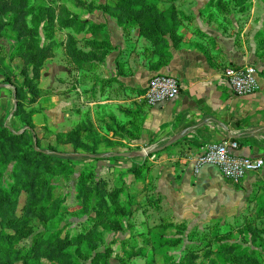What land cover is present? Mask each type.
<instances>
[{"label": "rangeland", "instance_id": "1", "mask_svg": "<svg viewBox=\"0 0 264 264\" xmlns=\"http://www.w3.org/2000/svg\"><path fill=\"white\" fill-rule=\"evenodd\" d=\"M202 3L222 25L251 14L264 76V0H0V89L13 100L0 116V230L11 248L0 264H264V184L242 194L212 166L160 182L171 169L155 173L160 153L134 145L136 115L92 110L82 83L43 81L58 25L76 11L109 5L122 25L157 38L167 20L189 26ZM118 153L132 157L122 168L110 160Z\"/></svg>", "mask_w": 264, "mask_h": 264}, {"label": "crops", "instance_id": "2", "mask_svg": "<svg viewBox=\"0 0 264 264\" xmlns=\"http://www.w3.org/2000/svg\"><path fill=\"white\" fill-rule=\"evenodd\" d=\"M208 7L207 3L194 5L189 26H175L173 34L157 38L138 27L122 25L109 5V11L102 5L86 8L85 13L76 11V20L58 25L57 63L48 65L46 78L41 79L58 90L70 79L74 87L87 86L85 95L92 110L126 108V113L139 119L135 136H128L137 148L147 145V153L172 143L156 152L160 156L153 162L155 173L163 167L171 169L162 172L160 182L176 173L183 181L194 172L201 177L211 165L195 170V161L213 143L235 141L236 155L264 159L263 63L257 54L256 31L250 29L253 17L250 14L246 22L239 23L241 27L236 22L222 25L207 18ZM77 20L88 24L78 27ZM244 66L256 68L258 89L251 95L235 96L223 72L227 67ZM155 75L177 79L179 95L160 105L147 104L143 94ZM5 89H0V116L13 104ZM123 161L128 159L118 161L119 168ZM129 161L132 165L136 160ZM261 184L264 167L237 183L242 194L254 192Z\"/></svg>", "mask_w": 264, "mask_h": 264}, {"label": "built area", "instance_id": "3", "mask_svg": "<svg viewBox=\"0 0 264 264\" xmlns=\"http://www.w3.org/2000/svg\"><path fill=\"white\" fill-rule=\"evenodd\" d=\"M223 77L235 96L251 95L258 89L257 70L253 66L227 67ZM180 93V84L170 75H155L148 81L144 100L149 105H160L176 98ZM235 141L213 143L206 147L194 164L198 170L205 165L215 166L222 178L232 184L239 183L247 175L257 173L264 167V159L238 156Z\"/></svg>", "mask_w": 264, "mask_h": 264}, {"label": "trees", "instance_id": "4", "mask_svg": "<svg viewBox=\"0 0 264 264\" xmlns=\"http://www.w3.org/2000/svg\"><path fill=\"white\" fill-rule=\"evenodd\" d=\"M121 7H123L122 5H120ZM102 8H103V10L104 11H106V10H108V8H107V5H106V7H104V6H102ZM109 11V10H108ZM110 11H112L113 12V10H110ZM117 12V11H116ZM113 14H116L115 13V11H114V13ZM116 15H118V14H116ZM74 19L73 20H75V17L74 16H72ZM118 18H119V20H121L122 18H120L119 17V15H118ZM72 20V21H73ZM71 21V20H70ZM70 21H68V22H70ZM78 21V20H77ZM152 23H156L155 21H153ZM65 24H67V22L65 23ZM88 23L87 22H80V21H78V25H80V27H82V26H86ZM157 24V23H156ZM158 25V24H157ZM154 26V28L156 29L158 26ZM165 27H166V32L168 33V34H173V32H175V25H174V23H172L170 20H167L166 22H165ZM155 29H153L152 31H154ZM169 32H168V31ZM151 31V32H152ZM151 34H154V32H152ZM42 52V58L37 62V64H35L34 63V66H33V70H35V67H39L40 66V64H41V62H42V60H43V58H44V55H43V51H41ZM33 73L35 74V71H33ZM28 77H27V75H23V79H24V87L25 88H27V90H28V88L30 89V86L32 85V83L30 82V85H28V79H27ZM30 81V80H29ZM29 92L27 93V94H32V96H34V97H39L40 96V93L39 92H35L34 94L31 92V89L30 90H28ZM17 103H18V99H17ZM33 151H35V149L33 150ZM110 160H116V159H123V158H120V157H118V156H113V155H111L110 156ZM140 164H132L131 165V167L128 169V171H129V173L130 174H132V175H135V176H137L138 174H139V172L141 171L140 170ZM4 245V246H3ZM0 247H2V249H1V251H0V257H5L7 254H9L10 253V251H11V248H10V241L8 240V236L3 232V231H1L0 230Z\"/></svg>", "mask_w": 264, "mask_h": 264}, {"label": "water", "instance_id": "5", "mask_svg": "<svg viewBox=\"0 0 264 264\" xmlns=\"http://www.w3.org/2000/svg\"><path fill=\"white\" fill-rule=\"evenodd\" d=\"M172 143H168L166 145H164L163 147L157 148L155 150L150 151L149 153H156V152H160L162 151L164 148L170 146ZM35 149V148H34ZM36 150V149H35ZM147 154V153H146ZM113 156H118L120 158H127L130 157L129 154H124V153H118V154H114ZM89 158H93L94 156H88Z\"/></svg>", "mask_w": 264, "mask_h": 264}]
</instances>
